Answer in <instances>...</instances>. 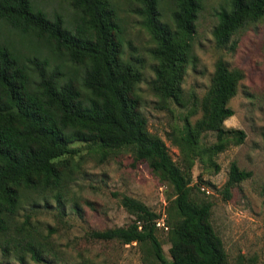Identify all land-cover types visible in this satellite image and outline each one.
<instances>
[{"label": "trees", "instance_id": "1", "mask_svg": "<svg viewBox=\"0 0 264 264\" xmlns=\"http://www.w3.org/2000/svg\"><path fill=\"white\" fill-rule=\"evenodd\" d=\"M74 17L66 22L34 0H0V253L3 260L24 262L26 255L42 262L51 252L33 215L41 203L63 205L64 190L74 179L68 159L82 151L108 154L127 150L145 160L167 181L174 199L164 221L170 259L157 235L160 217L142 202L122 196L135 216L126 226L92 230L99 240L135 243L145 264H230L222 240L210 223L212 203L191 193V167L196 158H209L245 139L240 128H226L233 115L229 101L243 78L218 57L209 86L199 101L200 116L185 117L173 141L184 157L179 166L163 140L149 132L141 108L138 67L124 58L123 29L113 0H68ZM137 13L148 30L156 60L150 89L163 100L179 102L184 75L192 63L196 20L203 0H136ZM169 3L167 12L163 5ZM212 37L227 47L241 29L264 17V0H223L216 11ZM17 33L18 42L3 35ZM215 133V142L202 144V135ZM75 142L83 143L73 146ZM252 175L231 162L223 188ZM261 195L264 203V187ZM21 211L23 212L21 214ZM172 215L174 217H172Z\"/></svg>", "mask_w": 264, "mask_h": 264}, {"label": "rangeland", "instance_id": "2", "mask_svg": "<svg viewBox=\"0 0 264 264\" xmlns=\"http://www.w3.org/2000/svg\"><path fill=\"white\" fill-rule=\"evenodd\" d=\"M123 29L124 58L133 62L142 74L139 83L141 108L147 117L150 133L165 143L172 159L185 165L184 157L174 143L185 117L192 123L200 116L199 101L206 92L214 63L222 57L230 68H240L243 78L237 93L229 101L233 115L224 121L226 128H240L245 139L215 156L196 158L191 167V193L195 198L212 203L210 223L222 240L230 264H264V17L239 30L227 47L219 48L212 37L217 23L216 11L223 0H203L196 20L192 63L187 66L181 84L182 96L177 103L163 100L150 89L156 60L151 35L136 11V0H113ZM49 16L59 13L66 22L74 17L68 0H34ZM169 3L163 5L167 12ZM4 37L18 42L20 37L6 26ZM215 133L202 135V144L215 142ZM83 143L75 142L73 146ZM74 167V179L64 190V204L52 199L41 203L33 220L39 221L42 233L48 234L51 252L42 262L26 255L24 262L14 259L0 264H145L143 252L135 243L92 238V230L126 226L135 216L121 203L128 196L145 204L158 214L159 221L169 217L174 199L172 186L153 172L145 160L135 161L131 152L119 150L101 159L97 153L82 151L68 159ZM231 162L252 175L231 188L226 198L223 188ZM172 212V211H171ZM23 212L21 211V214ZM172 217H174L172 215ZM157 235L164 254L170 259L167 230L159 226Z\"/></svg>", "mask_w": 264, "mask_h": 264}, {"label": "built area", "instance_id": "3", "mask_svg": "<svg viewBox=\"0 0 264 264\" xmlns=\"http://www.w3.org/2000/svg\"><path fill=\"white\" fill-rule=\"evenodd\" d=\"M164 216V215H163ZM162 219V218H161ZM156 225L157 226H163L164 225V222L163 221H159V220H157V222H156ZM166 228V227H165Z\"/></svg>", "mask_w": 264, "mask_h": 264}]
</instances>
